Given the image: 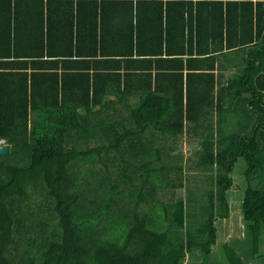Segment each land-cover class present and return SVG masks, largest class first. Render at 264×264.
<instances>
[{"label": "trees", "instance_id": "trees-1", "mask_svg": "<svg viewBox=\"0 0 264 264\" xmlns=\"http://www.w3.org/2000/svg\"><path fill=\"white\" fill-rule=\"evenodd\" d=\"M135 1L126 0L125 19L135 14L129 25L141 30L127 41L139 66L122 83L117 71L60 81L47 71L58 61L31 39L25 17L35 7L0 0V264H182L189 252L209 255L241 159L246 238L222 249L228 264L260 255L264 0ZM231 47L242 55L237 73L216 90L209 62ZM184 135L202 146L188 181L166 151ZM187 182V201L176 198Z\"/></svg>", "mask_w": 264, "mask_h": 264}, {"label": "crops", "instance_id": "crops-1", "mask_svg": "<svg viewBox=\"0 0 264 264\" xmlns=\"http://www.w3.org/2000/svg\"><path fill=\"white\" fill-rule=\"evenodd\" d=\"M27 1H30L29 5L35 7L34 12L37 14L34 18H32L33 16L25 17L28 22L34 25L33 30H30V33H33L31 39L37 45L44 46V53L42 52L45 55L44 59L58 61L53 62L47 71L57 73L60 81L74 82L78 77L81 78L80 74L83 72L91 75L90 79L93 80L92 74L95 71H99L98 73L101 74L117 71L121 73L122 83H124L127 79L126 73L138 68L139 65L135 62L139 59L138 54L133 52L129 56L128 53L131 51L127 41L131 34L136 38L137 30H141H136L135 27L133 30L129 25L132 16L125 19L126 13L130 12L129 4L125 3L126 0H103L107 3L102 4V7V1L100 0H98V6L93 5V0ZM39 11L42 12V18ZM132 21L133 26H135L137 21L135 14ZM178 46L177 44L174 45L175 48ZM48 50L51 51V56L46 54ZM60 51L69 53V55L58 56ZM91 52H95L96 55L93 56ZM218 55L209 62L214 68L216 90H219L223 84L227 83L237 73V61L241 60L242 56L239 52L237 53L235 47H231L229 50L226 49ZM164 56L172 57L166 54ZM175 56L179 57V55ZM181 57L185 66L189 56L185 54ZM114 58L121 63L122 68L120 70L115 67L110 68L112 66L110 61ZM155 58L156 56H151L153 61ZM28 62L25 69L31 72L35 68L32 67L30 61ZM152 65H154V62ZM194 65L196 66V63ZM127 68L129 69L127 70ZM152 68L155 70V66H152ZM168 72H171V70ZM185 72L186 69H184ZM98 79L107 80L108 76L104 74ZM128 79L130 80V78ZM130 97L131 101H134L133 95Z\"/></svg>", "mask_w": 264, "mask_h": 264}, {"label": "rangeland", "instance_id": "rangeland-1", "mask_svg": "<svg viewBox=\"0 0 264 264\" xmlns=\"http://www.w3.org/2000/svg\"><path fill=\"white\" fill-rule=\"evenodd\" d=\"M169 144L174 145V149H169L166 147L168 149L166 151L169 153V160L174 159L177 162L183 164L187 181L188 179L193 178V174L196 173V166L191 159L196 158V152L202 147L200 140L184 135L178 141L170 140ZM245 171L246 165L243 159H241L235 164V168L231 173L233 183L231 188L226 192L230 207V215L227 218L218 219L216 221L218 230V243L213 246L212 253L202 256L197 250L195 253L189 252L183 259L182 264H228L222 249V245L225 242H228L233 246H239V248H241L242 243L246 238V223L243 220L242 215L243 195L247 186ZM188 187L192 189V186L188 185L187 182L185 187L177 189L176 198H182L183 200L187 201L190 194V189ZM262 237L264 238V230L261 238ZM260 244V255L257 257L247 255L248 252L242 254V251H239L244 258L245 264H264V240H262ZM244 247L245 246H243V248Z\"/></svg>", "mask_w": 264, "mask_h": 264}, {"label": "water", "instance_id": "water-1", "mask_svg": "<svg viewBox=\"0 0 264 264\" xmlns=\"http://www.w3.org/2000/svg\"><path fill=\"white\" fill-rule=\"evenodd\" d=\"M6 151H7V146L6 145L0 147V154L5 153Z\"/></svg>", "mask_w": 264, "mask_h": 264}, {"label": "built area", "instance_id": "built-area-1", "mask_svg": "<svg viewBox=\"0 0 264 264\" xmlns=\"http://www.w3.org/2000/svg\"><path fill=\"white\" fill-rule=\"evenodd\" d=\"M5 144V139L1 138L0 139V146L4 145Z\"/></svg>", "mask_w": 264, "mask_h": 264}]
</instances>
